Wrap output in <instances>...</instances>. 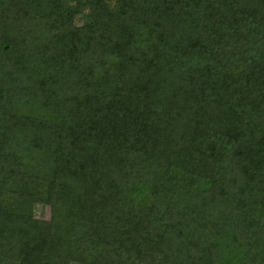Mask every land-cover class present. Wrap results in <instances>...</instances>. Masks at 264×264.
Returning a JSON list of instances; mask_svg holds the SVG:
<instances>
[{
	"label": "trees",
	"instance_id": "16d2710c",
	"mask_svg": "<svg viewBox=\"0 0 264 264\" xmlns=\"http://www.w3.org/2000/svg\"><path fill=\"white\" fill-rule=\"evenodd\" d=\"M0 264H264V0H0Z\"/></svg>",
	"mask_w": 264,
	"mask_h": 264
},
{
	"label": "rangeland",
	"instance_id": "374dc122",
	"mask_svg": "<svg viewBox=\"0 0 264 264\" xmlns=\"http://www.w3.org/2000/svg\"><path fill=\"white\" fill-rule=\"evenodd\" d=\"M34 217L37 219H48V209L46 207H36L33 210Z\"/></svg>",
	"mask_w": 264,
	"mask_h": 264
}]
</instances>
